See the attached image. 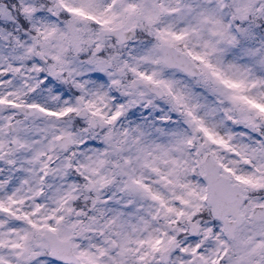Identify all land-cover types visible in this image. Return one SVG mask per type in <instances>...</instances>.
<instances>
[{"label":"snow or ice","instance_id":"1","mask_svg":"<svg viewBox=\"0 0 264 264\" xmlns=\"http://www.w3.org/2000/svg\"><path fill=\"white\" fill-rule=\"evenodd\" d=\"M0 264H264V0H0Z\"/></svg>","mask_w":264,"mask_h":264}]
</instances>
